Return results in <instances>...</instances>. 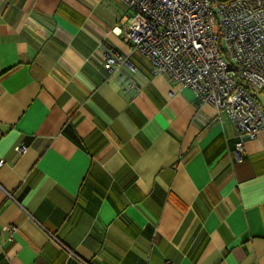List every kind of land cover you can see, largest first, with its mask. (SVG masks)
Returning a JSON list of instances; mask_svg holds the SVG:
<instances>
[{"label":"crops","instance_id":"1","mask_svg":"<svg viewBox=\"0 0 264 264\" xmlns=\"http://www.w3.org/2000/svg\"><path fill=\"white\" fill-rule=\"evenodd\" d=\"M128 13L0 0V264H264V128L238 158L236 124L153 70Z\"/></svg>","mask_w":264,"mask_h":264},{"label":"built area","instance_id":"2","mask_svg":"<svg viewBox=\"0 0 264 264\" xmlns=\"http://www.w3.org/2000/svg\"><path fill=\"white\" fill-rule=\"evenodd\" d=\"M120 1L129 12L125 39L155 72L192 90L236 124L234 151L242 159L244 139L264 128V104L254 93L264 92V0ZM102 58L111 70H135L126 56L106 47ZM26 148L14 146L18 153ZM5 229L12 240L17 226Z\"/></svg>","mask_w":264,"mask_h":264},{"label":"rangeland","instance_id":"3","mask_svg":"<svg viewBox=\"0 0 264 264\" xmlns=\"http://www.w3.org/2000/svg\"><path fill=\"white\" fill-rule=\"evenodd\" d=\"M254 93L257 95L260 103L264 104V92L255 90Z\"/></svg>","mask_w":264,"mask_h":264}]
</instances>
